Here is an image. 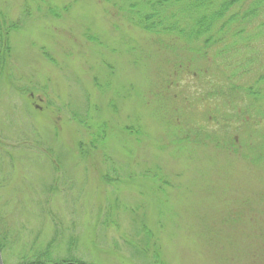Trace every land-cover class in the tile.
Here are the masks:
<instances>
[{
  "label": "rangeland",
  "instance_id": "rangeland-1",
  "mask_svg": "<svg viewBox=\"0 0 264 264\" xmlns=\"http://www.w3.org/2000/svg\"><path fill=\"white\" fill-rule=\"evenodd\" d=\"M111 1L0 0L4 264H264V43L184 53Z\"/></svg>",
  "mask_w": 264,
  "mask_h": 264
},
{
  "label": "trees",
  "instance_id": "trees-1",
  "mask_svg": "<svg viewBox=\"0 0 264 264\" xmlns=\"http://www.w3.org/2000/svg\"><path fill=\"white\" fill-rule=\"evenodd\" d=\"M106 1L112 3L111 0ZM117 1H120L121 5L118 6L116 1L113 5L119 7L120 10L132 9V11H138V21L134 22L137 27L146 32L173 36L172 38L180 39V41L187 44L189 49L184 50V53L189 51L206 56L210 51H207L206 48L211 45H220L222 48L218 49L215 54V58L217 59V56H220V54H226L231 57L234 54L240 53L242 50L240 48L242 47H256L264 43V0ZM13 28H15L14 25ZM174 52L178 53L182 51L177 49ZM210 57H208V61H211ZM198 72L199 70L195 73L197 75L195 76L198 78H201L199 76L202 74L204 76L210 75H207L202 70ZM207 83L212 85L214 81L211 79ZM248 92L251 93L254 99L264 98V75L258 79L253 88H248ZM240 99L243 100L244 98ZM214 101L216 104L213 107L216 110L214 111V117L216 118L215 114L220 106L219 98L215 97ZM215 120L217 121V118ZM263 123L264 115L263 120H255L253 128L257 130ZM244 143L245 146H248L247 140ZM244 143L242 142V146H244ZM259 198L264 203V194H260ZM244 215H246L245 211ZM240 219L242 218L240 217ZM244 220L248 221V223L245 222L248 227L241 226L244 228V231H248V236L252 242L250 255L254 261L260 260L264 263V211L262 213L251 211L248 216H245ZM147 241L149 242L150 238ZM1 246L3 249V243H1ZM142 256L145 258L147 252L144 251ZM154 258L157 261H161L159 260L161 259L160 253H155ZM66 262L68 264H87L79 259H71ZM31 264L48 263L43 258H35Z\"/></svg>",
  "mask_w": 264,
  "mask_h": 264
},
{
  "label": "water",
  "instance_id": "water-1",
  "mask_svg": "<svg viewBox=\"0 0 264 264\" xmlns=\"http://www.w3.org/2000/svg\"><path fill=\"white\" fill-rule=\"evenodd\" d=\"M0 264H4L1 245H0Z\"/></svg>",
  "mask_w": 264,
  "mask_h": 264
},
{
  "label": "flooded vegetation",
  "instance_id": "flooded-vegetation-1",
  "mask_svg": "<svg viewBox=\"0 0 264 264\" xmlns=\"http://www.w3.org/2000/svg\"><path fill=\"white\" fill-rule=\"evenodd\" d=\"M40 98V97H39Z\"/></svg>",
  "mask_w": 264,
  "mask_h": 264
}]
</instances>
